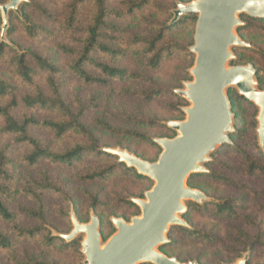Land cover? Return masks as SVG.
<instances>
[{"label":"trees","instance_id":"trees-1","mask_svg":"<svg viewBox=\"0 0 264 264\" xmlns=\"http://www.w3.org/2000/svg\"><path fill=\"white\" fill-rule=\"evenodd\" d=\"M152 2L153 0H71L68 5L67 17L60 24V28L70 31L68 35H70L72 41H59L56 45L59 52L67 57L64 63L59 62V59L53 55L45 54L30 46H23L15 40L16 32L22 30L33 39H39L43 35L51 36L56 34L57 31L37 22L29 11V9H36L48 20L57 21L44 0H24L20 4V14L13 10L9 11V25L5 32V39H1L0 33V60L12 72L11 76L0 75V220L10 226V231L0 229V254L7 255V259L11 264H62L58 260H51L45 255H36L34 253L24 254L22 257L18 256L16 250L18 243L21 241H37L44 250H53L55 248L68 250L70 246L82 244L83 240L82 235H78L67 241L61 237L62 234L67 233L58 232L55 235L47 228L48 207L45 197L53 195L63 200L71 201L72 196L64 184L53 181L50 173L45 171L40 177H31L25 186H20V176L16 171L19 165L24 164L34 167L44 160H49L54 164L73 165L88 156L95 155L96 158L103 162V166L96 167L81 175L80 178L82 180L89 182L103 181L118 172H125L126 175L133 176L137 180L151 181L149 177L139 174L136 169L118 161V156L103 150L104 148H122L143 160L155 162L132 152L128 147L121 144L118 147L103 146L97 134V128L87 125L83 121L87 107L82 105L78 99H76V105L67 100L66 84L63 76L66 73H71L85 84L98 86L107 85L111 80L143 83L141 88L128 90V95L142 98L145 101L160 97L164 93V88L161 85L155 82L151 76L130 70L129 67L123 65L120 61H123L132 53L143 70L156 72L161 69L166 58L176 53L195 59V55L189 50L190 46L184 45L178 35L182 32V28L187 26V22L195 20L196 16L182 15L176 22H171L174 13L173 11H166L169 12V18L153 26V29L148 34L130 33L110 22V17L119 18L126 15L134 17V15L146 11L152 5ZM180 2L189 3L184 2V0ZM117 3L123 5L125 10L120 11L115 8L114 5ZM177 3L178 1H176V7ZM86 7L90 8L89 20L85 24H80L81 14ZM248 18L254 21L262 20L263 23L261 24H264V19L252 16H248ZM0 21L3 24L1 11ZM243 22V25L238 27L237 31L240 38L248 46L239 49L233 48L237 52H235L236 58L231 62V65L251 64H241V57L238 52L242 49L252 48L251 43L247 42L242 35V31L249 27L246 21ZM77 32H79V36H76ZM106 38H108V42L104 41ZM261 51L264 55V50ZM193 65L191 64V66ZM252 65L257 71L258 88L264 90V80L261 79L259 68L254 64ZM187 75H189L188 72ZM227 93L234 114V131L230 134L231 143L221 147L210 156H217L224 148L237 150L242 153L244 158L242 160L248 174L264 177V159L254 158L239 144V138L243 135L242 130L238 126L242 120V115L237 109L236 98L245 100L250 105L254 106V104L240 96L238 90L234 87L229 88ZM177 99L178 101L172 106L182 111V108L187 105V101L179 95H177ZM21 108H23L22 112H20ZM40 112H44L46 115L41 116L39 115ZM169 121L172 120L165 122L168 123ZM97 123L108 132H122L126 137L151 143L155 147L161 148L154 141L155 138L166 137H152L136 129H118L104 117L98 119ZM149 124L161 125L167 128L168 131L176 132L169 128L168 124L166 125L156 119L150 120ZM257 124V120H254V125L256 126ZM35 129L49 133L52 136V140H45L43 137L36 135ZM70 135H75L80 140H75L73 144H68L67 138ZM4 137H11L13 140L3 142ZM257 141L258 150L264 157V148L259 145L258 132ZM17 147L25 151L19 154L14 153ZM162 150L161 148V152ZM214 164V159L208 161L205 164L207 171L196 178L205 176L213 180L231 182L227 175L218 173L213 169L212 165ZM192 179V177L189 179L188 186L199 189L197 185L191 183ZM202 192L205 193L204 191ZM20 196L28 197L37 202L38 205L34 208L21 206L22 217L35 221V225L24 226L20 215L12 207L11 201ZM89 196L91 198L90 212L98 216L101 224V236L103 241H106L103 233V219L97 213L98 197L90 194ZM206 196L208 195L206 194ZM126 201L132 206H136L131 199H126ZM237 201L238 199L235 197L216 199L209 197L202 203L188 200L186 203L188 209L182 216L188 225L172 227L168 234L169 242L162 245L159 250L169 257H174L170 256L168 248L176 243L175 240H172L176 229L185 231L193 239L200 240L206 244H213L219 240L211 232L192 223L191 212L193 208H198L197 210L204 215L216 216L217 218H227L229 220L245 219L257 230V235L253 238L244 229H239L240 234L249 240V243H245L246 247L253 252L259 246H264V232L260 222L255 218V215L243 216L240 213V206ZM259 206L264 210V204H259ZM72 211L78 221L84 223L82 215L75 206H72ZM64 214L66 213L64 212ZM251 251L248 255L247 264H253ZM239 257L243 258L244 254ZM175 258L181 262L196 261L200 264H207L201 261V256L197 257L196 260L187 261L181 260L176 256ZM223 263L226 262L219 264Z\"/></svg>","mask_w":264,"mask_h":264},{"label":"rangeland","instance_id":"rangeland-1","mask_svg":"<svg viewBox=\"0 0 264 264\" xmlns=\"http://www.w3.org/2000/svg\"><path fill=\"white\" fill-rule=\"evenodd\" d=\"M44 1L47 3L50 12L55 16L57 21L48 20L42 13L37 12L36 9H29V11L37 22L57 31L56 34L51 36L43 35L39 39H33L22 30L16 32L15 40L23 46H30L45 54L53 55L59 59V62L64 63L67 57L59 52L56 45L59 41H72L70 35H68L70 31L68 32L60 28V24H62L67 17L68 5L71 0ZM176 1L180 2L181 0H153L152 5L146 11L136 14L134 17L127 15L119 18L110 17V22L115 23L118 27L130 33L148 34L149 31L153 29V26L169 18V12L166 11H174L177 8ZM189 1L191 0H184V2ZM7 2L8 0H0V5ZM114 7L120 11L125 10L123 5L119 3L114 5ZM89 15L90 8L86 7L81 14L80 24L87 23ZM195 16L196 19L187 22V26H184L182 32L178 35L180 41L184 45L190 47L195 43L194 35L197 15ZM248 16L250 15H239L242 22L246 21L249 24V27L242 31V35L247 42L251 43L252 48L242 49L238 52L241 57V64H254L259 68L261 79L264 80V55L261 51L264 50V24H261L263 23L262 20L254 21L248 18ZM1 27L2 24L0 21V31ZM236 32L238 34L237 30ZM79 35V32H77L76 36ZM104 41L108 42V38L104 39ZM233 48L239 49L241 47L235 46ZM233 48L232 51L235 54L237 51ZM194 58L195 59H192L180 53H176L166 58L163 61L161 69L156 72L143 70L132 53H130L126 59L120 61L123 65L129 67L130 70L151 76L155 82L164 88V93L151 101H145L142 98L128 95V90L141 88L143 87V83L111 80L107 85L98 86L85 84L71 73H66L63 76L66 84L67 100L76 105V99H78L82 105L87 107L83 121L85 124L97 128V134L103 146L118 147L121 144L128 147L134 153H138L152 161H156L162 153V147H155L151 143L131 139L130 137L124 136L122 132H108L99 126L97 123L98 119L104 117V119L110 121V123L118 129H136L152 137H176L178 135L176 130V132L168 131L167 128L161 125L149 124V121L156 119L167 125L168 123L165 121H181L187 118L184 108L189 107L191 103L186 98L187 105L182 108V111L175 109L172 105L178 101L177 95L179 94L176 93V90L184 89L186 82L193 81L190 70L194 66L193 63L195 64L196 55ZM191 64L193 66H191ZM230 66H232L231 62ZM187 72L189 75H187ZM11 73L8 66L0 60V75L11 76ZM236 99L237 109L242 115V120L238 124L243 134L239 138V144L254 158L264 159L263 155L258 150L256 130L258 124L256 126L254 125V120H257L259 109L251 101L250 102L253 103L254 106L250 105L245 100ZM22 111L23 108L20 109V112ZM39 115L45 116L46 114L40 112ZM35 133L45 140H52V136L43 130L35 129ZM11 140H13L11 137L3 138V142ZM75 140H80V138L75 135H70L67 138L68 144H73ZM24 151L25 150L17 147L14 153L19 154ZM212 159L215 160V164L212 165L213 169L218 173L227 175L231 179V182L213 180L205 176L196 178L200 175L196 174L191 176L193 178L191 183L197 185L200 191H204L212 199L224 197H235L238 199L237 204L240 206V213L243 216L255 215V218L260 222L264 232V210L259 206V204H264V177L261 175H249L244 161L242 160L244 159L242 153L237 150L224 148L217 156L209 157V161ZM101 166H103V162L96 158L95 155H91L73 165L54 164L49 160H44L34 167L24 164L19 165L16 171L20 176V186H25L31 177H40L43 172L48 171L53 181L63 183L72 196L71 201H66L53 195L45 197V202L48 207L46 225L55 235L58 232L70 233L73 225L72 218H70V214L73 212L72 206H75L79 210L84 219V223H89L91 220V213H93L90 212L91 198L89 194L97 196V213L103 219L104 238L108 241L111 236L117 232L115 225L111 221L112 217L124 218L128 222H131L133 217L141 216V208L136 203H134L136 206H132L126 199H131L132 201L134 198L145 199L146 192L153 188L155 182L151 178H149L151 181L137 180L133 176L126 175L125 172H118L106 180L97 182H89L80 178L81 175ZM188 184L189 182H187V185ZM208 196L206 197L209 198ZM187 201H185V204ZM11 205L20 215L21 222L24 226L36 224L35 221L22 217L21 206L34 208L37 207V202L28 197L20 196L12 200ZM197 209L198 208L192 209V223L211 232L218 237L219 240L213 244H206L200 240L193 239L185 231L176 229L172 237V240H175L176 243L168 248L170 256H176L185 261L196 260L197 257L201 256V261L207 264H219L221 262L233 264L240 260V255H249L251 250L245 245V243H249V240L247 237L240 234L239 229H244L254 238L257 235V230H255L250 222H247L245 219L229 220L227 218L208 216ZM64 212L68 215L64 214ZM0 229L10 231V226L0 220ZM79 235H82L84 239V234ZM106 241H103V243ZM16 253L20 257L30 253L45 255L49 259L58 260L62 264H84L86 259L82 252V244L70 246L68 250H63L61 248L44 250L37 241H21L18 243ZM251 257L253 259V264H264V246H259L253 251ZM0 264H11L7 259V255L0 254Z\"/></svg>","mask_w":264,"mask_h":264},{"label":"water","instance_id":"water-1","mask_svg":"<svg viewBox=\"0 0 264 264\" xmlns=\"http://www.w3.org/2000/svg\"><path fill=\"white\" fill-rule=\"evenodd\" d=\"M24 0H8L0 5L2 16L1 39L8 28V13L20 14ZM171 22L182 15H197L195 43L190 47L196 55L190 72L193 81L185 83L176 93L191 105L184 108L185 120H172L168 126L178 132L174 138H156L163 149L155 162L143 160L122 148H104L119 157V161L151 178L155 184L146 192L145 199L134 198L141 208V216L131 222L112 217L117 232L103 243L100 220L91 213L89 223H80L71 213L73 229L61 237L67 241L84 234L82 252L84 264H200L181 262L169 257L159 248L169 242L171 227L187 225L182 218L187 211V200L202 203L206 195L187 185L189 178L206 172L205 163L220 147L230 144L234 131V114L227 93L236 87L238 93L253 102L259 109L258 138L264 147V90L258 88L256 69L252 64L232 65L233 47L247 46L236 30L243 22L239 15L248 14L264 19V0H193L178 2ZM248 254L233 264H247ZM226 264V263H223Z\"/></svg>","mask_w":264,"mask_h":264}]
</instances>
